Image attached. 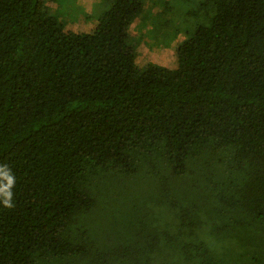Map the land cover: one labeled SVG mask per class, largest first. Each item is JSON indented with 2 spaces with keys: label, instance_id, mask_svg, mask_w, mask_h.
Instances as JSON below:
<instances>
[{
  "label": "trees",
  "instance_id": "16d2710c",
  "mask_svg": "<svg viewBox=\"0 0 264 264\" xmlns=\"http://www.w3.org/2000/svg\"><path fill=\"white\" fill-rule=\"evenodd\" d=\"M54 1L0 0V264H264V0L178 23L171 72L135 64L140 0L78 39Z\"/></svg>",
  "mask_w": 264,
  "mask_h": 264
},
{
  "label": "rangeland",
  "instance_id": "374dc122",
  "mask_svg": "<svg viewBox=\"0 0 264 264\" xmlns=\"http://www.w3.org/2000/svg\"><path fill=\"white\" fill-rule=\"evenodd\" d=\"M140 1L143 12H137V15L134 14L130 20L131 42L135 44L137 53L135 64L137 68L143 69L146 63L151 62L161 67L165 72H171L177 68L175 50L178 44H181L185 39L181 33L175 40L170 37H173L176 25L179 23L182 30L192 32L200 24H206L209 5L228 4L234 0H208L205 5L203 4L204 0H178L176 6L173 0ZM116 2L117 0H56L47 5L58 18L63 31L68 33L72 39H78L92 32L99 22L107 20L111 8ZM171 7L170 13L175 17V20H173L174 24L171 22L169 35L164 38L151 31L152 25L147 20L159 21L156 18V12L161 10L166 13ZM146 14L152 15V17L148 18L145 16ZM140 35L144 38H141ZM165 41H168L169 45L161 46L160 43H165Z\"/></svg>",
  "mask_w": 264,
  "mask_h": 264
},
{
  "label": "clouds",
  "instance_id": "9594fccd",
  "mask_svg": "<svg viewBox=\"0 0 264 264\" xmlns=\"http://www.w3.org/2000/svg\"><path fill=\"white\" fill-rule=\"evenodd\" d=\"M16 185V177L6 165H0V205L5 209L15 207L13 201V188Z\"/></svg>",
  "mask_w": 264,
  "mask_h": 264
}]
</instances>
